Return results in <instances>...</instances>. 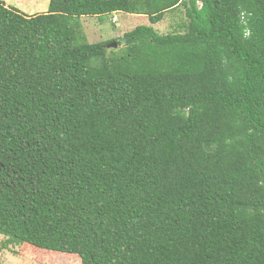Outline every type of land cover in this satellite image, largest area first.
I'll list each match as a JSON object with an SVG mask.
<instances>
[{
  "label": "trees",
  "instance_id": "trees-1",
  "mask_svg": "<svg viewBox=\"0 0 264 264\" xmlns=\"http://www.w3.org/2000/svg\"><path fill=\"white\" fill-rule=\"evenodd\" d=\"M181 6L186 32L158 33ZM114 13L150 26L89 44L81 20ZM0 236L81 264H264V0L0 1Z\"/></svg>",
  "mask_w": 264,
  "mask_h": 264
},
{
  "label": "rangeland",
  "instance_id": "rangeland-1",
  "mask_svg": "<svg viewBox=\"0 0 264 264\" xmlns=\"http://www.w3.org/2000/svg\"><path fill=\"white\" fill-rule=\"evenodd\" d=\"M7 1L10 3L9 7L18 8L28 16L46 14L50 4V0ZM112 18L107 16L102 21L98 17H86L81 20L89 44L110 42L120 35L134 31L137 27L150 26L149 19L142 15H120L116 24L113 23ZM186 24H188L186 9L181 6L174 12L167 13L165 19L156 25L155 29L163 35L185 33ZM0 260L4 264H81V259L77 255L41 250L30 245L17 246L8 243V239L4 236H0Z\"/></svg>",
  "mask_w": 264,
  "mask_h": 264
},
{
  "label": "crops",
  "instance_id": "crops-1",
  "mask_svg": "<svg viewBox=\"0 0 264 264\" xmlns=\"http://www.w3.org/2000/svg\"><path fill=\"white\" fill-rule=\"evenodd\" d=\"M3 2H5V3L7 4V6L10 5L9 1H7V0H4ZM19 10H20V9H19ZM123 14H124V13H114L113 15H111V17H113V18H112V21H113L114 19H117V22H116V23H118L120 15H123ZM113 23L116 24L114 21H113ZM124 35H125V34H123V36H124ZM120 37H122V36L120 35ZM120 37H119V38H120Z\"/></svg>",
  "mask_w": 264,
  "mask_h": 264
},
{
  "label": "water",
  "instance_id": "water-1",
  "mask_svg": "<svg viewBox=\"0 0 264 264\" xmlns=\"http://www.w3.org/2000/svg\"><path fill=\"white\" fill-rule=\"evenodd\" d=\"M109 49H117L119 48V45L117 43H113L111 45L108 46Z\"/></svg>",
  "mask_w": 264,
  "mask_h": 264
},
{
  "label": "built area",
  "instance_id": "built-area-1",
  "mask_svg": "<svg viewBox=\"0 0 264 264\" xmlns=\"http://www.w3.org/2000/svg\"><path fill=\"white\" fill-rule=\"evenodd\" d=\"M113 21H114V22H117V19H114Z\"/></svg>",
  "mask_w": 264,
  "mask_h": 264
},
{
  "label": "clouds",
  "instance_id": "clouds-1",
  "mask_svg": "<svg viewBox=\"0 0 264 264\" xmlns=\"http://www.w3.org/2000/svg\"><path fill=\"white\" fill-rule=\"evenodd\" d=\"M116 23V22H115Z\"/></svg>",
  "mask_w": 264,
  "mask_h": 264
}]
</instances>
